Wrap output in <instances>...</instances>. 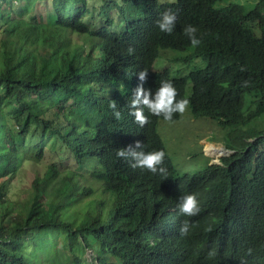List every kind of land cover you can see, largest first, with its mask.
<instances>
[{"label": "trees", "instance_id": "16d2710c", "mask_svg": "<svg viewBox=\"0 0 264 264\" xmlns=\"http://www.w3.org/2000/svg\"><path fill=\"white\" fill-rule=\"evenodd\" d=\"M223 1L0 0V264H264V131L238 130L264 127V0L251 11L217 8ZM169 9L171 34L156 25ZM168 50H192L206 67L155 71ZM142 70L153 95L170 81L194 117L236 127L226 139L234 154L179 175L158 133L163 117L145 108L141 127L129 114ZM136 141L165 152L166 175L117 156ZM32 163L43 171L18 197ZM188 194L197 216L177 209Z\"/></svg>", "mask_w": 264, "mask_h": 264}, {"label": "rangeland", "instance_id": "374dc122", "mask_svg": "<svg viewBox=\"0 0 264 264\" xmlns=\"http://www.w3.org/2000/svg\"><path fill=\"white\" fill-rule=\"evenodd\" d=\"M160 1L164 2L165 0ZM169 1L175 2V0ZM231 3L241 4L247 11L255 8V2L252 0H225L219 3L217 8L227 7ZM205 67L203 58L195 56L192 50L180 53L171 50L164 51L153 65L155 71L169 70L173 77L187 76L190 72ZM235 128L227 130L224 127L223 129L211 119L196 118L188 108L186 113L180 115L174 123L161 121L158 126V133L177 173L185 175L206 170L211 165L219 164L222 158L233 155L234 152L226 147V139L229 141L228 133L234 131ZM254 128L264 131L262 124L257 123L249 127H240L238 130L241 133H246L247 130ZM238 141L239 137H235L234 142ZM209 145H213L219 151L210 152L207 149ZM35 170L42 172L43 166L32 163L21 172L19 179L15 182V188H13L15 195L21 197L23 190L30 188L34 174H36ZM94 264L97 263L94 262Z\"/></svg>", "mask_w": 264, "mask_h": 264}, {"label": "clouds", "instance_id": "9594fccd", "mask_svg": "<svg viewBox=\"0 0 264 264\" xmlns=\"http://www.w3.org/2000/svg\"><path fill=\"white\" fill-rule=\"evenodd\" d=\"M177 13L171 9L165 11L156 21V25L161 32L171 34L176 26ZM198 29L193 25H187L183 29V33L189 38L193 47H198L201 40L197 37ZM129 54L134 52V49H128ZM245 69L241 68V71ZM139 83L133 90V95L129 100L128 107L131 110L130 115L141 127L149 123L148 116L145 115L144 109L147 108L149 114L156 117H163V120L168 123H174V115L181 116L186 113L190 106L189 99L177 100L178 92L175 86L170 81H161L160 86L155 91L154 95L150 89L146 90L144 84L147 82L148 71L142 70L137 73ZM244 87L248 86V82H244ZM109 107L113 109L114 116L119 119L120 112L116 111L117 102L110 101ZM144 145L140 141H136L134 146L129 145L127 148L117 150V156L130 161L132 168L146 169L152 174L166 175L167 169L163 167L165 152L163 150H154L151 152L143 151ZM177 209L183 216L194 217L200 213V204L197 194L182 195L178 199ZM192 225L188 220H185L180 228L181 235H187ZM211 231V229H207ZM251 249H249V254ZM210 256H214L215 252H209ZM243 264V262H242Z\"/></svg>", "mask_w": 264, "mask_h": 264}, {"label": "bare ground", "instance_id": "6f19581e", "mask_svg": "<svg viewBox=\"0 0 264 264\" xmlns=\"http://www.w3.org/2000/svg\"><path fill=\"white\" fill-rule=\"evenodd\" d=\"M114 97H115V96H114ZM116 98H117V97H116ZM207 149H208L210 152H213V153L219 151L218 149H216L215 147H213V145H209V146H207Z\"/></svg>", "mask_w": 264, "mask_h": 264}]
</instances>
